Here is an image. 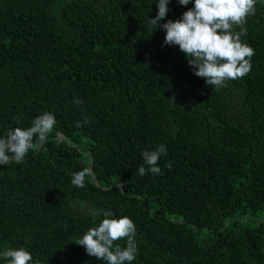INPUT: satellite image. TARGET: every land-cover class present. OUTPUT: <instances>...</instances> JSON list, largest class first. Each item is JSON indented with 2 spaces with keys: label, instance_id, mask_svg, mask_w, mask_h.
I'll return each instance as SVG.
<instances>
[{
  "label": "trees",
  "instance_id": "1",
  "mask_svg": "<svg viewBox=\"0 0 264 264\" xmlns=\"http://www.w3.org/2000/svg\"><path fill=\"white\" fill-rule=\"evenodd\" d=\"M193 6L169 0L159 23ZM157 13V0H0V137L56 119L38 151L0 165V252L105 264L75 243L103 210L134 222L131 264H264V0L241 37L251 71L218 90L149 31ZM160 144L161 173L139 175ZM84 166L95 179L77 188Z\"/></svg>",
  "mask_w": 264,
  "mask_h": 264
},
{
  "label": "clouds",
  "instance_id": "2",
  "mask_svg": "<svg viewBox=\"0 0 264 264\" xmlns=\"http://www.w3.org/2000/svg\"><path fill=\"white\" fill-rule=\"evenodd\" d=\"M178 2L187 6L190 0ZM168 3L169 0H157L158 13L155 18H148V29H165L163 45L178 46L193 68L194 75L204 78L206 86L218 90L226 87L227 81L243 78L251 71L254 50L241 37L247 35L246 19L255 13L256 0H194V6L185 11L180 19L168 20L161 25L159 22L169 11ZM237 27L239 31H236ZM75 103L82 101L77 99ZM55 124V116L51 112H44L35 117L27 128L8 129L0 137V165H7L11 161L17 164L24 162L30 151H38L47 142ZM76 126L82 125L78 121ZM55 142L58 145L64 142L61 133H55ZM166 153L164 144L152 151L145 150L142 158L147 168L139 166V175L149 172L159 175L161 169L157 166L158 160ZM167 167L171 169L172 165L168 164ZM70 175L72 185L77 188H84L86 182L95 179V172L90 166H84ZM101 213L104 218L75 243L83 246L89 256L105 264H131L138 253L134 222L127 216L110 218L112 214L108 211L89 210L94 219ZM122 239L126 241L125 247L116 243ZM0 259L5 264H31L33 261L31 253L24 247L7 248L0 252Z\"/></svg>",
  "mask_w": 264,
  "mask_h": 264
}]
</instances>
